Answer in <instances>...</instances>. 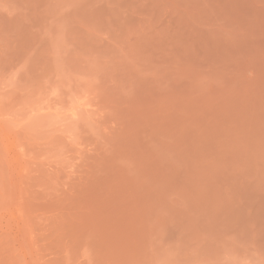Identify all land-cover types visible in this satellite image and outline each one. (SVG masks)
I'll return each instance as SVG.
<instances>
[{"label":"rangeland","instance_id":"374dc122","mask_svg":"<svg viewBox=\"0 0 264 264\" xmlns=\"http://www.w3.org/2000/svg\"><path fill=\"white\" fill-rule=\"evenodd\" d=\"M0 264H264V0H0Z\"/></svg>","mask_w":264,"mask_h":264}]
</instances>
